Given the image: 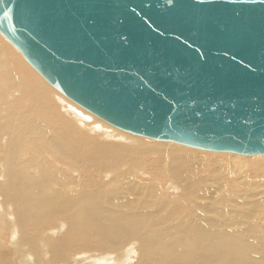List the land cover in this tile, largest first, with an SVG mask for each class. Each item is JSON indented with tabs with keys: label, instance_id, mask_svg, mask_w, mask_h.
Wrapping results in <instances>:
<instances>
[{
	"label": "bare ground",
	"instance_id": "1",
	"mask_svg": "<svg viewBox=\"0 0 264 264\" xmlns=\"http://www.w3.org/2000/svg\"><path fill=\"white\" fill-rule=\"evenodd\" d=\"M5 41L0 264H264V156L113 128Z\"/></svg>",
	"mask_w": 264,
	"mask_h": 264
},
{
	"label": "water",
	"instance_id": "2",
	"mask_svg": "<svg viewBox=\"0 0 264 264\" xmlns=\"http://www.w3.org/2000/svg\"><path fill=\"white\" fill-rule=\"evenodd\" d=\"M0 34L119 130L264 156V0H0Z\"/></svg>",
	"mask_w": 264,
	"mask_h": 264
},
{
	"label": "rangeland",
	"instance_id": "3",
	"mask_svg": "<svg viewBox=\"0 0 264 264\" xmlns=\"http://www.w3.org/2000/svg\"><path fill=\"white\" fill-rule=\"evenodd\" d=\"M0 36L2 37V38H4L1 34H0ZM6 39L4 38V41H5ZM7 41V40H6ZM5 41V42H6ZM7 43L10 45V46H12L8 41H7ZM13 47V46H12ZM15 49V48H14ZM16 50V49H15ZM17 52H18V54L23 58V60L27 63V61L25 60V58L21 55V53L17 50ZM27 65L28 66H30L28 63H27ZM31 67V66H30ZM32 68V67H31ZM32 70H33V68H32ZM34 71V73H35V70H33ZM36 74V73H35ZM40 76V75H39ZM42 78V77H41ZM43 79V78H42ZM45 81V80H44ZM46 82V81H45ZM47 83V82H46ZM58 93V92H57ZM59 94V93H58ZM61 94V93H60ZM59 94V95H60ZM61 96V95H60ZM71 101V100H70ZM73 104H74V102H72ZM75 105V104H74ZM75 106H78V105H75ZM79 107V106H78ZM81 108V107H80ZM84 111H86V110H84ZM70 113H72V112H69V114ZM73 114V113H72ZM71 115V114H70ZM109 125V124H108ZM96 125H92V127H95ZM112 127V126H111ZM113 128H115V127H113ZM117 129V128H116ZM126 133H128V132H126ZM130 134V133H129ZM137 136V135H136ZM103 138H105V137H103ZM147 139H149V138H147ZM150 140H152V139H150ZM111 141V140H110ZM154 141H156V140H154ZM176 144V143H175ZM179 146H181V145H179ZM182 147H185V146H182ZM185 148H190V147H185ZM190 149H194V148H190ZM194 150H198V149H194ZM173 194L174 195H177V196H179L180 195V193L179 192H173Z\"/></svg>",
	"mask_w": 264,
	"mask_h": 264
}]
</instances>
